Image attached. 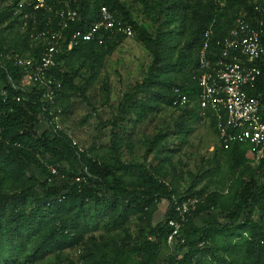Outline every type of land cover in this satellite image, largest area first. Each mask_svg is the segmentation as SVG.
Wrapping results in <instances>:
<instances>
[{
    "label": "rangeland",
    "instance_id": "rangeland-1",
    "mask_svg": "<svg viewBox=\"0 0 264 264\" xmlns=\"http://www.w3.org/2000/svg\"><path fill=\"white\" fill-rule=\"evenodd\" d=\"M121 1L136 22L147 26L153 34L160 35L164 47V63H170L171 67L164 69V73L162 70L157 71L156 81L136 92L137 84L148 76L154 60L153 54L137 36L126 38L109 33L101 43L97 42L89 49L84 48L81 53H77L80 55L72 57L75 60L72 69L80 68L81 73L76 75V85H67L60 99L61 103H57L63 109L61 129L72 134L79 145L100 162L114 163L116 148V153L124 164L146 162L180 194H185L190 189L202 194L199 198L203 200L215 193L212 198L222 212L214 214L220 216L223 211L228 210V203L234 197L239 181L248 178L250 171H254L259 180L264 178V163L261 164V159L258 160L247 150L242 154L237 150L234 152L231 145L224 147L210 121L200 117L197 119L184 107L169 106L161 95L166 91L165 87L159 94L163 81H184L194 67L193 60H188L187 55L190 52L194 54L195 50L184 48L186 41L191 39L193 21L190 16L193 10L183 5V0H164V8H157L156 0H149L148 8L145 7L144 0ZM260 1L263 0H214V3L220 13L219 19L226 26L241 12L244 2L250 4ZM87 2L90 10L92 0ZM11 23L14 25L10 27ZM2 26L6 28L3 29V36L6 37L7 45L8 40H13L17 32L23 33L21 21L13 16L6 17ZM18 41L20 44L24 43L22 39ZM67 64L65 60L63 67L66 68ZM126 93L135 96L130 99ZM121 101L126 102L128 111L117 119ZM41 124L49 125L44 119ZM9 133V129L1 128L0 141L7 138ZM26 146L43 164L51 159L50 153L43 149H36L33 145L29 147L28 144ZM31 167L37 177L45 176V170L39 163H32ZM127 169H119L118 172L125 181L136 182L138 169ZM31 177L32 173L26 167L18 166L5 154L0 156V186L4 191L28 187L33 181ZM24 205L26 215H30L34 205L33 197L29 196ZM169 206L166 199L159 203L152 214L153 225L165 217ZM114 207V202H86L79 215V220L88 224L85 231L86 242L89 247L99 250V253L108 252L110 258L116 254L124 261L128 255L132 260L137 255H133L130 250L137 244V240H142L143 227L149 229L150 217L144 214L141 218L139 214H132L128 220L120 221L110 215ZM76 210L80 211L79 207ZM123 210L124 207L121 208ZM9 211L0 215V258L17 254L23 260L26 253L37 247L46 231L42 227L32 226L25 231L21 240V225H7ZM258 214L260 210L256 208L254 217ZM193 224L196 228L202 226L199 216L193 219ZM226 237L224 234L221 239ZM11 242L15 246L22 243L26 249L13 251ZM87 247V244L82 243L66 247L63 251H48L41 254L34 263L83 264ZM230 251L231 249L225 250L217 245L211 256L214 261L218 257L224 259V264H231L230 260H238L239 254ZM164 253L165 251L162 256ZM238 262L242 264L241 260Z\"/></svg>",
    "mask_w": 264,
    "mask_h": 264
},
{
    "label": "trees",
    "instance_id": "trees-1",
    "mask_svg": "<svg viewBox=\"0 0 264 264\" xmlns=\"http://www.w3.org/2000/svg\"><path fill=\"white\" fill-rule=\"evenodd\" d=\"M144 2L146 3L145 7L148 8L149 0H144ZM103 3L108 4L122 14L125 21L134 25L136 36L153 54L154 60L149 68L148 76L136 86V92H139L146 84L156 81L157 71L164 73V69L167 70L171 67L170 63H164L162 38L160 35L150 32L147 26L136 22L121 0H92L93 6L90 10H88L87 0H82V11L84 15H91L89 18L93 19ZM255 3H261L264 6V0ZM255 3L244 2L241 12L252 13ZM182 4L193 10L190 16L191 21H193L191 39L186 41L184 46L185 49L189 48V51L195 50L196 52L204 30L211 24L214 25L218 34H222L234 23V17L231 23L226 26L221 22L220 13L217 12L214 0H183ZM155 5L157 8H164V0H156ZM9 16L8 11L0 12V49L5 50L7 47L8 49L14 48L16 51L30 50L27 37L22 33L23 38L21 32H17L13 40L7 39L9 44H6V37L3 36V29L6 28L2 26V23ZM12 24L14 25L11 23L10 27ZM119 36L125 37L124 34ZM260 37L264 45V30ZM17 38L22 39L24 43L20 44ZM96 44V41H81L72 50L60 55L59 60L62 61V65L57 68L56 75L63 80V88L59 94V100L62 99V94L67 85L71 87L76 85L74 82L76 75L81 73L80 68L72 69L71 66L75 63L72 57L80 55L77 53L79 51L81 53L84 48L89 49ZM215 50L217 51V48ZM187 59L193 60L194 67L187 74L185 80L175 82L169 79V81H163V87L159 94L165 87L166 91L162 92L161 95L170 106L174 98L172 88L180 87L196 101L186 110L198 119V88L192 77L197 72L196 67L198 66L195 53L191 54L190 52ZM65 60L66 64L68 63L66 68L63 67ZM22 75L23 71L14 63H9L7 66L0 65V82H3L7 89L6 96L0 92V129L10 130V135L0 141V156L5 154L18 166L26 167L32 173L33 181L28 187L9 192L4 191L0 186V215L10 210L6 219L7 225L13 227L21 225L19 230L21 240L25 231L35 225L40 229L42 227L46 232L42 234V240L37 244V247L32 252L25 254V259L22 260L17 254H13L8 258H0V264H37L34 262L45 252L63 251L66 247H73L82 243L88 245L83 264H162V253L169 249L166 243L170 231L167 221L169 217L175 216V209L171 204L173 198L177 197L180 200L189 195L200 197L202 194L190 191V189L185 194H180L163 181L159 172L146 162L124 164L118 157L116 148L114 149V163L100 162L90 156L86 150L80 151L69 133L56 130L50 125L41 124L44 103L42 92L36 88L27 92L20 88H14L12 85L11 80L18 83ZM254 93L261 98L264 116V58L260 63V73L255 81ZM125 95L130 99L135 96L128 93ZM18 97H22L21 100H18ZM59 102L61 103V100ZM127 107L126 102L121 101L117 119L127 113ZM46 115L48 114L46 113ZM209 121L216 130L214 118L210 117ZM27 144L29 147L33 145L36 149L41 148L44 152L50 153L51 159L49 158L47 161L58 165L67 177L62 181L55 180L54 183H50L48 180V176H51L50 170L35 153L29 151ZM231 147L234 152L237 150L242 154L247 150V146L242 144H233ZM35 162L43 166L45 170L43 178L37 177L35 171L32 170V163ZM260 162L261 164L264 163V157L261 158ZM127 168L138 169L139 175L136 182L129 183L119 174V169L128 170ZM76 174H84L87 177L82 181H74L73 177ZM214 194L211 193L210 196H206L203 202L199 204L197 211L183 228L185 243L180 244L174 254L168 255L165 263L191 264L195 254L202 252L198 247L199 241L205 239L211 243L210 247L206 249V253H211L210 259L198 257L199 264H224L223 258L217 257L214 261L211 256L217 245L225 250L231 249L230 252L233 254H239L238 260L237 258L230 260L231 264H240L238 262L240 260L242 264H264V178L259 180L254 171H250L248 178L239 181L238 189L228 203V210L223 211L220 216L214 214L217 211L222 212V209L221 211L219 209L220 206L212 198ZM29 196L33 197L34 205L32 213L26 215L24 203ZM163 199L169 201L170 206L167 214L153 225L151 223L152 214ZM88 200H94L97 204L114 202L115 207L110 215L120 221L128 220L132 214H139L141 218L144 214L150 217L149 229L143 227L141 230L142 240H137V244L130 250L133 255H137L136 258L130 260L127 255L123 261L116 254L110 258L108 252L99 253V250L89 247L85 239L88 224L79 220V215ZM77 207L80 211L76 210ZM122 207H124L123 211H121ZM256 208L260 210V214L254 217ZM198 216L202 226L196 228L193 219ZM51 223L52 226H50ZM224 234L227 237L221 239ZM11 245L13 251L26 249L22 243L19 244L20 246H15L11 242ZM182 249L184 251L180 253ZM131 261L133 262L130 263Z\"/></svg>",
    "mask_w": 264,
    "mask_h": 264
},
{
    "label": "built area",
    "instance_id": "built-area-1",
    "mask_svg": "<svg viewBox=\"0 0 264 264\" xmlns=\"http://www.w3.org/2000/svg\"><path fill=\"white\" fill-rule=\"evenodd\" d=\"M81 4L82 0H0V12L8 11L10 16L21 21V30L31 47L30 50L19 51L7 47L0 49V65L14 63L23 71L20 82L11 80L12 85L27 92L39 89L44 101L42 119L60 131L63 109L57 103L63 80L56 75L57 68L62 65L60 55L72 50L81 41L101 43L109 33L124 34L126 38L136 36L134 25L125 21L122 14L108 4L100 5L93 19L89 18L91 15H84ZM215 30L213 24L204 30L195 52L198 66L192 77L198 88L199 117L208 121L210 117L214 118L219 142L224 147L246 145L247 151L260 160L264 157L263 103L254 93V88L264 58L260 37L264 30V6L253 4L252 13L241 12L222 34ZM172 91V108H188L196 102L180 87H173ZM0 92L7 95L3 82H0ZM21 98L18 97V100ZM73 142L80 151L84 150L74 137ZM44 164L51 172L48 176L50 183L67 177L58 165L47 160ZM86 177L76 174L73 179L82 181ZM202 202L196 195L180 200L173 198L171 204L175 216L167 221L170 231L166 243L169 249L163 254L162 264H166V257L185 243L183 228ZM210 245L207 240H200L198 247L202 252L195 254L191 264H199L198 257L209 260L210 254L206 253V249Z\"/></svg>",
    "mask_w": 264,
    "mask_h": 264
},
{
    "label": "crops",
    "instance_id": "crops-1",
    "mask_svg": "<svg viewBox=\"0 0 264 264\" xmlns=\"http://www.w3.org/2000/svg\"><path fill=\"white\" fill-rule=\"evenodd\" d=\"M162 259H163V256H162Z\"/></svg>",
    "mask_w": 264,
    "mask_h": 264
}]
</instances>
